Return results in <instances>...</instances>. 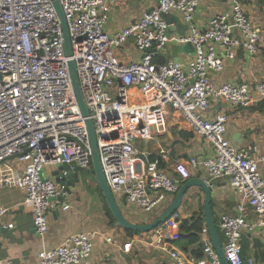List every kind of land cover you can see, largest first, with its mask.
<instances>
[{
	"label": "built area",
	"instance_id": "built-area-1",
	"mask_svg": "<svg viewBox=\"0 0 264 264\" xmlns=\"http://www.w3.org/2000/svg\"><path fill=\"white\" fill-rule=\"evenodd\" d=\"M58 1L69 32V57L51 0H0V187L24 192L41 240L38 264H87L95 237L93 232H77L54 247L44 241L50 211L69 208L60 199L64 185L46 169L60 163L83 170L91 166L88 131L74 94L69 60L75 63L112 194L124 196L128 204L150 215L170 202L180 184L196 172L205 173L202 178L210 187L227 177L239 202L236 215L221 214L218 220L223 254L229 264H256L252 257L241 256L240 239L255 227L264 234V151L257 145L234 148L226 137V114L207 115L212 101L244 107L264 100V80L217 86L209 78L221 72L224 59H233L238 49L250 56L259 53V29L241 4L232 0L228 10L213 14L200 28L194 22L198 0H157L138 21L108 32L105 24L116 0ZM171 12L187 24L185 35L167 33L161 14ZM128 41L141 55L125 64L113 49ZM171 42L190 43L193 52L183 61L169 58L157 63L155 57L164 55ZM170 113H176L212 150L208 157L177 160L172 167L175 177L160 166L163 147L140 152L135 146L137 140L163 133ZM6 210L0 206V216ZM246 211L257 221H248ZM179 226L175 211L151 231V243L167 250L171 264H221L206 227L201 230V256L168 248L166 240L175 237L172 232ZM130 247V242L123 244L124 251Z\"/></svg>",
	"mask_w": 264,
	"mask_h": 264
},
{
	"label": "crops",
	"instance_id": "crops-1",
	"mask_svg": "<svg viewBox=\"0 0 264 264\" xmlns=\"http://www.w3.org/2000/svg\"><path fill=\"white\" fill-rule=\"evenodd\" d=\"M236 1L241 4L259 29L260 49L254 56L238 49L233 59H224L222 71L209 76L211 82L217 86L224 82L253 83L264 80V52L262 51L264 48V0ZM156 3L157 0H116L111 6L105 30L114 32L138 21L142 13L152 9ZM231 5L232 0H198L194 22L198 27L204 28L213 14L228 10ZM170 14L178 15L176 12ZM172 34L176 35L177 32ZM173 46L172 42L167 45L164 52L165 56L168 55L167 59H172ZM117 55L121 62L127 64L138 59L141 54L134 44L128 41ZM189 55V53L178 52L181 61ZM218 111L224 112L227 116L226 137L234 148L247 149L257 145L264 151V100L244 107L212 101L207 115L212 116ZM135 146L140 152H158L159 147H163L165 158L161 160L162 168L172 177H175L172 167L177 160H185L191 155H196L198 158L212 155L209 144L195 136L176 113L168 115L163 133L148 141L137 140ZM49 168L46 169L47 174L53 177L52 172L57 167ZM204 174L200 171L194 176L204 177ZM92 179V177L88 178L90 182L88 185L83 184L85 180L76 185L71 194L61 200L69 204L68 209L62 210L58 207L50 211L48 231L44 236L46 246L54 247L73 233L93 232L95 237L92 239V250L87 264H171L167 250L157 248L151 243L153 238L151 231L127 237L123 228L109 222V216L103 208L104 202L102 204L96 189L97 184ZM210 188L213 206L211 209L218 220L221 214L236 215L239 196L230 187L229 179L222 177ZM118 198L120 210L127 220L137 222L143 219L139 210L136 208L134 210L131 204L122 202V195ZM203 200L204 194L201 189L190 188L184 194L181 205L177 209L180 222L188 219L192 213L203 209ZM168 203L162 204L152 214H148L147 216L151 217L150 220L159 215ZM0 206L7 209L0 216V260H3L5 264L6 262L7 264H38L37 253L41 240L33 228L31 207L24 202V192L16 187H0ZM245 214L248 221L253 223L257 221V217L251 212L246 211ZM8 224L13 226L7 227ZM172 233L175 235L172 239L177 238L179 228L174 229ZM108 236L112 238L110 243L105 241ZM127 242L131 243V247L128 251H124L123 244ZM166 245L170 249L183 252L176 245L167 243ZM240 249L243 258L252 257L256 264L264 262V234L260 227L243 233Z\"/></svg>",
	"mask_w": 264,
	"mask_h": 264
},
{
	"label": "water",
	"instance_id": "water-1",
	"mask_svg": "<svg viewBox=\"0 0 264 264\" xmlns=\"http://www.w3.org/2000/svg\"><path fill=\"white\" fill-rule=\"evenodd\" d=\"M52 5L57 13V15L60 18L61 26H62V32H63V39H64V52L66 56L71 55V46H70V38H69V32L66 24V19L64 16V13L62 11L61 5L58 0H51ZM161 18L166 22L167 24V33H174L177 32L179 35H185V33L188 30L187 24H184L178 15H173L170 13H163L161 14ZM184 52V53H191L193 52V46L190 43H185L183 45H174L171 48V55L174 62L180 61V58L178 56V52ZM69 65V73L70 78L74 90V94L77 100V104L79 107V111L81 113V116L85 118V125L88 131L89 141H90V150H91V166L87 170L92 176V178L95 180L97 187L99 188L102 197L104 198V202L112 216V218L115 221V225L128 230L136 231L138 233H146L149 231H152L156 226L162 224L164 221H166L181 205L182 199L184 194L193 187H197L201 189V191L204 194V200H203V217H204V223L205 227L207 229L208 237L210 239V242L218 256V259L221 264H229L223 254L222 249V242L219 237V233L216 227L215 219L212 213L211 209V188L206 184L204 179L200 176L198 177H190L186 179L178 188L177 192L173 196L172 200L165 206L163 211L157 215L155 218H153L151 221L147 223H137V222H131L127 220L119 207V204L112 194L106 180L105 176L101 167L100 159H99V152L97 147V139L96 134L93 126L92 120L89 118V111L87 109V106L85 104V101L83 99L79 81L76 73L75 63L73 60L68 61ZM141 159L144 161V163H147L146 157L144 154L140 153ZM83 169L80 167L75 166L74 164H67V163H60L57 165V168L52 172L53 179L56 183L59 185H64L63 191L65 192L63 197H60V199H64L69 194H71L72 190L75 188L76 185L81 184L85 179H83L81 176H79V172ZM65 172L63 175L62 173ZM84 183L89 184V180L86 179ZM122 202L125 203V197L122 196ZM34 228V227H33ZM35 230V229H34Z\"/></svg>",
	"mask_w": 264,
	"mask_h": 264
},
{
	"label": "trees",
	"instance_id": "trees-1",
	"mask_svg": "<svg viewBox=\"0 0 264 264\" xmlns=\"http://www.w3.org/2000/svg\"><path fill=\"white\" fill-rule=\"evenodd\" d=\"M157 63H162L167 60V57L165 55H157L154 59ZM154 157V156H152ZM160 166L162 167V162H160ZM93 182H95L94 179H92ZM90 183V182H89ZM96 189L99 192V195L101 196V199L104 202V198L101 195V192L99 188L96 185ZM104 208L109 216V222L111 224H115L114 219L112 218L105 202H104ZM211 208H213L212 203H211ZM216 227L219 233V237L221 239V242L223 240L222 233L220 232L219 226H218V218L216 217L214 211H213ZM205 226L204 224V217H203V209L199 210V212H194L192 213L188 219H183L180 222L179 226V234L178 237L175 239H168L166 240V243L168 245H176L180 250H182L185 253L190 252L191 254L195 256H201L202 255V250H201V242H200V237H201V230ZM125 234L127 237H132L134 234H137L138 232L132 231L125 229ZM194 245V247H192ZM242 256V254H241Z\"/></svg>",
	"mask_w": 264,
	"mask_h": 264
},
{
	"label": "rangeland",
	"instance_id": "rangeland-1",
	"mask_svg": "<svg viewBox=\"0 0 264 264\" xmlns=\"http://www.w3.org/2000/svg\"><path fill=\"white\" fill-rule=\"evenodd\" d=\"M124 45L125 44H123L122 46H120L119 48H115V49H113V53H114V55L115 56H117L118 57V55H117V52H119L120 53V50L124 47ZM166 56H168L167 54H166ZM119 58V57H118ZM49 168V167H48ZM47 168V169H48ZM50 169V168H49ZM92 175L85 169V170H82L81 171V177L83 178V179H88L89 177H91ZM83 184H85V183H83ZM119 196L117 195V197H116V200H119V198H118ZM100 198H101V196H100ZM101 202H102V204H103V201H102V199H101ZM131 207H132V209L134 208V210H135V206L134 205H130ZM103 208H104V204H103ZM142 214V213H141ZM152 214V213H151ZM148 214H142L141 216L143 217V219H140V220H138L137 221V223H147V222H149V221H151L150 220V218L147 216ZM153 218V217H152ZM144 221V222H141V221Z\"/></svg>",
	"mask_w": 264,
	"mask_h": 264
},
{
	"label": "clouds",
	"instance_id": "clouds-1",
	"mask_svg": "<svg viewBox=\"0 0 264 264\" xmlns=\"http://www.w3.org/2000/svg\"><path fill=\"white\" fill-rule=\"evenodd\" d=\"M172 60H173V59H172ZM192 177H193V176H192ZM182 183H183V182H182ZM182 183H181V184H182ZM181 184H180V185H181ZM114 197H115V196H114Z\"/></svg>",
	"mask_w": 264,
	"mask_h": 264
}]
</instances>
